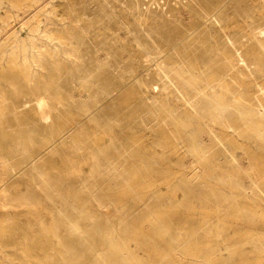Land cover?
<instances>
[{
	"label": "rangeland",
	"instance_id": "374dc122",
	"mask_svg": "<svg viewBox=\"0 0 264 264\" xmlns=\"http://www.w3.org/2000/svg\"><path fill=\"white\" fill-rule=\"evenodd\" d=\"M208 1V5L205 0L169 4L175 5L177 21L172 32L163 20L157 27L162 32L159 63L166 70L162 73L155 67H104L118 64L122 57L117 55L106 57L103 67H99L94 65L96 54H84L80 60L88 64L86 68L36 71L25 74V78L17 75L14 84H1L0 264H102L110 253L109 246L102 244L103 230L109 231L114 240L125 241V255L132 256L138 264H264L261 255L255 253L264 248L263 240H257L259 235L264 236V201L253 187L258 185L264 192V145L244 129L230 105L214 109L183 80L176 81L174 73L182 68L180 72L190 69L199 78L203 76L200 88L214 79L225 81L237 98L262 96L264 38L254 39L247 32L251 23L248 17L255 13L262 18V23L255 20L257 25L264 26V0ZM167 4L163 1L164 8ZM13 27L15 33L24 32L19 22H14ZM3 40L0 36V46ZM143 59L144 65L150 64L149 56ZM250 102L253 109L261 105L260 109H264V95L262 101ZM175 119L186 127V137L181 136L184 129H178ZM190 137H195L198 149L203 148L214 162L203 165L195 160ZM196 161L203 165L202 170ZM206 169L215 177L211 174L205 178ZM194 173L196 179L192 177ZM229 176L232 183L224 180ZM232 198L235 205L244 208L246 216L232 218L227 214L232 209ZM159 212L169 215L165 226L162 222L158 227L165 235L157 234L153 224L160 222L154 216ZM135 233H139V239L130 240ZM91 235L95 247L88 250ZM259 242L263 245L259 246ZM193 244L201 251L192 260L185 256L184 249ZM156 252L164 255L154 258ZM208 256L213 257L212 261ZM122 261L119 264H124Z\"/></svg>",
	"mask_w": 264,
	"mask_h": 264
},
{
	"label": "bare ground",
	"instance_id": "6f19581e",
	"mask_svg": "<svg viewBox=\"0 0 264 264\" xmlns=\"http://www.w3.org/2000/svg\"><path fill=\"white\" fill-rule=\"evenodd\" d=\"M49 0H0V36H2V39H4L3 43H1L0 46V87L1 84L5 81H9L10 84H14L15 78L17 75H25L30 74L32 72L36 71H46V70H67V69H82L86 68L88 64H84L81 62V58L84 54H96V60L94 64L95 66L103 67V61L106 57L111 55H117L122 57L121 60H119L115 64V62L110 63L104 67H121L123 69H152V67L158 68V70L161 71V73L165 70L163 65L159 63L160 61V54L162 53L160 48V39L162 36V32L159 30L158 25L159 21L163 20L169 25V30L173 31V25L177 21L174 13V7L177 4L176 2H179V0H166L168 1V4L166 7H163V1L165 0H54V2L49 3ZM52 1V0H51ZM175 2L173 5H169L171 2ZM205 3L208 5L209 1L205 0ZM228 3V2H227ZM227 4H225L226 6ZM206 6V5H205ZM224 7V6H223ZM130 8L132 9V13L130 12ZM221 10V9H220ZM222 11V10H221ZM220 11V12H221ZM3 12H5V15H3ZM226 12V11H225ZM219 13V12H218ZM216 14V13H215ZM214 14V15H215ZM217 15V14H216ZM259 13H255L254 15L249 16L248 18L251 20V23L248 24L249 36H252L254 39L257 38V36L264 38V26L260 27L257 25V21L262 23L261 16L258 17ZM261 15V14H260ZM256 16L258 17L256 19ZM91 17V18H90ZM94 17L93 20H91ZM213 17V16H212ZM211 17V18H212ZM257 20V21H255ZM212 21V20H211ZM210 21V22H211ZM14 22H19L24 25V29L21 33H15L13 24ZM207 22V21H206ZM205 24V23H204ZM207 25V24H206ZM153 27L154 30H153ZM23 28V27H22ZM204 28V27H203ZM202 29V28H201ZM146 30H148L146 32ZM150 30V31H149ZM153 30V31H152ZM199 30V29H198ZM197 30V31H198ZM196 31V32H197ZM195 32V31H194ZM199 32V31H198ZM245 33V32H244ZM243 33V34H244ZM153 34V35H152ZM147 38V36H149ZM248 37V36H247ZM250 38V37H248ZM251 40V39H250ZM115 45L118 47L115 49ZM259 47V46H258ZM242 48V47H241ZM253 48V47H252ZM174 49V48H173ZM244 49V48H243ZM261 51V50H260ZM259 51V52H260ZM262 52V51H261ZM169 53V52H168ZM254 53V52H253ZM131 55H134L136 58H131ZM147 55L150 58V64L144 65L143 62L145 61L143 57ZM166 55V54H165ZM225 55V54H224ZM164 57V56H163ZM138 58V59H137ZM257 58V57H256ZM163 59V58H162ZM164 60V59H163ZM224 60V59H223ZM192 61V60H191ZM232 61V59H231ZM259 63V62H258ZM170 64V63H169ZM198 64V63H197ZM264 64V63H262ZM175 65V64H174ZM243 65V64H242ZM173 67V66H171ZM192 68V66H190ZM199 67V66H198ZM167 68V67H166ZM179 69V68H178ZM182 68H180L181 71ZM196 69V68H195ZM198 69V68H197ZM170 70V68H169ZM184 70V69H183ZM190 70V69H189ZM183 71L176 73L174 71L175 76H177V80H183L182 83L186 84V87L192 88L191 91L196 90L197 96L200 98L205 99V102L211 103L210 105L213 106L216 110H221L226 105H230L233 110H235L238 113V118L245 126L244 129L248 130L249 134L252 136H257L258 139L262 142L261 144L264 145V109H260L262 107L261 103H258L261 105L259 109H253L254 105L253 100H263V95L260 97H257L250 100H246L245 98H237L236 93L231 90L230 84L227 85V83L222 81H215L216 79H213L212 81H208L207 84H205L202 88L199 86L203 84L200 78L193 72ZM231 70V69H230ZM238 70V69H237ZM149 71V70H148ZM166 71V70H165ZM235 71V70H234ZM262 73H264V66H261ZM68 72V71H67ZM145 72V71H144ZM159 72V71H158ZM170 72V71H168ZM160 73V72H159ZM160 73V74H161ZM172 73V71H171ZM169 73V74H171ZM232 73V72H231ZM234 73V72H233ZM168 74V73H167ZM166 74V75H167ZM165 75V74H164ZM165 75V76H166ZM172 76V75H171ZM174 76V77H175ZM161 77V76H160ZM218 77V76H216ZM21 78V77H20ZM25 78V76H24ZM28 78V77H27ZM164 78V77H163ZM52 79V78H51ZM211 79V78H210ZM219 79V78H218ZM19 80V79H17ZM167 80V78L165 79ZM172 80V79H171ZM209 80V79H208ZM222 80V77H221ZM23 81V80H22ZM170 81V80H169ZM175 81V82H176ZM232 81H235L232 79ZM8 83V82H7ZM16 83V82H15ZM168 83V81H167ZM174 83V81H173ZM242 83V82H241ZM245 83V82H244ZM171 84V83H170ZM182 85V84H181ZM241 85V84H240ZM8 86V84H7ZM173 85H171L172 87ZM180 86V84H179ZM235 86V85H234ZM238 86V85H237ZM15 87V86H14ZM185 87V88H186ZM239 87V86H238ZM184 88V89H185ZM1 89V88H0ZM188 89V90H189ZM194 89V90H193ZM13 90V88H12ZM176 90V89H175ZM183 90V89H182ZM187 90V89H186ZM20 91V90H19ZM44 91V90H43ZM181 91V90H180ZM163 92H165L163 90ZM190 92V91H189ZM260 92V91H259ZM177 93V92H176ZM192 93V92H191ZM13 94V93H12ZM186 94V93H185ZM181 95V94H180ZM178 94V96H180ZM241 96V95H240ZM253 96V95H252ZM196 97V96H195ZM198 97V98H199ZM219 97V98H218ZM6 98V97H5ZM25 98V97H24ZM181 98V97H180ZM197 98V97H196ZM199 98V99H200ZM247 98V97H246ZM129 99V98H128ZM5 99L3 98V101ZM12 100V98H11ZM184 100V98H183ZM190 101V100H189ZM160 102V101H159ZM228 102V103H227ZM250 102V104L248 103ZM40 103V102H39ZM157 103V102H156ZM204 103V102H203ZM252 103V104H251ZM2 104V102H1ZM10 104V103H9ZM158 104V103H157ZM186 104V103H185ZM264 104V103H263ZM253 105V106H252ZM5 106V105H4ZM2 106V107H4ZM164 106V105H162ZM193 108L194 106L191 105ZM207 106V105H206ZM160 107V106H159ZM200 107V106H199ZM202 107V106H201ZM264 107V106H263ZM1 108V107H0ZM7 108V107H6ZM100 108V107H99ZM98 108V109H99ZM209 108V106H208ZM227 108V107H226ZM4 109V108H3ZM84 109V108H83ZM167 109V108H166ZM196 109V107H195ZM230 109V107H228ZM8 110V109H7ZM225 110V109H224ZM4 111V110H3ZM166 111V110H165ZM164 111V113H165ZM169 111V110H168ZM191 111V110H190ZM202 111V110H201ZM208 111V110H207ZM8 113V112H6ZM168 113V112H167ZM170 113V114H169ZM169 117L171 115V111L169 112ZM10 114V113H9ZM42 114V113H41ZM1 115V114H0ZM3 115V114H2ZM1 115V116H2ZM5 115V114H4ZM161 115V114H160ZM0 116V117H1ZM167 116V115H166ZM188 117V115H186ZM165 117V116H163ZM235 117V116H234ZM166 119V118H165ZM172 119V118H171ZM199 119V118H198ZM169 120V119H168ZM176 120V119H175ZM238 120V119H236ZM3 121V120H2ZM167 121V120H166ZM170 121V120H169ZM200 121V120H199ZM173 122V121H172ZM1 123V122H0ZM178 129L181 127L183 128V123L180 121H177ZM200 123V122H199ZM234 123V122H233ZM2 124V123H1ZM3 125V124H2ZM203 125V124H202ZM236 125V123H235ZM240 125V124H237ZM175 125V128L177 127ZM191 126V125H190ZM189 126V127H190ZM228 126V125H227ZM242 127V124L240 125ZM77 127V126H76ZM188 127V129H189ZM236 127V126H235ZM234 127V128H235ZM238 127V128H241ZM174 128V129H175ZM180 128V129H181ZM237 128V127H236ZM74 129V128H73ZM72 129V130H73ZM172 129V128H171ZM184 129V128H183ZM182 130V129H181ZM239 130V129H237ZM236 130V131H237ZM243 130V129H242ZM240 129V132L242 131ZM243 130V132H245ZM96 131V130H95ZM177 129H175V132ZM183 132L181 133L184 135V131L187 132V129L185 127ZM178 132V131H177ZM210 132V131H209ZM242 132V133H243ZM24 133V132H23ZM174 133V132H173ZM172 133V134H173ZM180 134V132H178ZM177 134L174 133V137ZM187 135H190L187 134ZM220 135V134H219ZM1 136V135H0ZM66 136V135H65ZM102 136V135H101ZM172 136V137H173ZM180 135H178L179 137ZM185 136V135H184ZM212 136V135H211ZM34 137V136H33ZM186 137V136H185ZM214 137V135H213ZM220 137V136H219ZM4 138V137H2ZM68 138V137H66ZM184 138V137H183ZM198 139V137L196 136ZM206 138V136H205ZM74 139V138H73ZM80 139V138H79ZM180 139V137L178 138ZM191 139V151L196 156L195 160L198 159L200 163H204L203 165H206L207 163H211L214 160L208 159L209 157L205 155L204 149H198L197 141L195 137H190ZM207 139V138H206ZM214 139H216L214 137ZM229 139V137L227 138ZM20 140V139H19ZM40 140V139H39ZM176 140V139H175ZM217 140V139H216ZM225 140V139H224ZM235 140V139H234ZM75 141V140H74ZM113 141V140H112ZM174 141V140H173ZM180 141V140H179ZM189 141V140H188ZM206 141V140H205ZM221 141V139H220ZM232 141V140H231ZM63 142V141H62ZM183 142V141H182ZM217 142V141H216ZM226 145L229 143L228 141H225ZM228 142V143H227ZM252 142V141H251ZM99 143V142H98ZM179 144V142H176ZM181 143V141H180ZM204 143V141H203ZM202 143V144H203ZM212 143V142H211ZM220 143V142H219ZM223 143V141L221 142ZM220 143V144H221ZM3 144V143H2ZM177 144V145H178ZM185 144V143H184ZM231 144V143H229ZM237 144V143H236ZM235 144V145H236ZM183 145V143H182ZM181 145V146H182ZM189 145V144H188ZM217 145V144H216ZM215 145V146H216ZM233 145V144H232ZM234 145V146H235ZM24 146V145H23ZM185 146V145H183ZM221 146V145H220ZM224 146V143L222 147ZM231 146V145H230ZM188 147V146H187ZM232 147V146H231ZM190 148V145H189ZM80 149V148H79ZM91 149V148H90ZM210 149V148H209ZM219 149V147H218ZM224 149V148H223ZM241 150V148H240ZM188 151V150H187ZM223 151V150H222ZM262 151V150H261ZM191 152V153H192ZM214 152V151H213ZM212 152V153H213ZM224 152H226L224 150ZM210 153V152H209ZM211 153V154H212ZM219 153V152H218ZM244 153V152H243ZM214 154V153H213ZM52 155V154H51ZM210 155V154H209ZM192 156V155H190ZM216 156V155H214ZM194 157V156H193ZM216 158V157H215ZM232 158V157H231ZM246 158V157H245ZM37 159V158H36ZM192 159V157H191ZM251 159V158H250ZM40 160V159H39ZM193 160V159H192ZM212 160V161H210ZM216 160V159H215ZM219 159H217L218 162ZM233 160V158H232ZM252 160V159H251ZM189 161V160H188ZM194 161V160H193ZM196 161V162H198ZM220 161V160H219ZM216 162V161H215ZM232 162V161H231ZM195 163V162H194ZM199 164V168L202 170V164ZM206 163V164H205ZM45 165V164H44ZM66 165V164H65ZM202 165V166H200ZM214 165V164H213ZM212 165V166H213ZM142 166V165H141ZM195 166V164H194ZM193 166V167H194ZM211 167V165H208ZM207 166V169H210ZM217 166V165H214ZM213 166V167H214ZM192 167V168H193ZM212 167V168H213ZM4 168V167H3ZM204 168V167H203ZM206 168V167H205ZM196 169V168H195ZM206 169V170H207ZM214 169V168H213ZM216 169V168H215ZM215 169L213 172H215ZM194 170V169H193ZM197 170V169H196ZM199 170V169H198ZM200 170V172H201ZM204 170V169H203ZM192 171V170H191ZM207 170V175L204 174V177L211 175L212 172H209ZM212 171V169H211ZM217 171V170H216ZM4 172V171H3ZM171 172V171H170ZM169 172V174H170ZM196 172V171H195ZM203 172V171H202ZM221 172V170H220ZM49 173V172H48ZM199 173V171H198ZM205 173V172H204ZM140 174V173H139ZM173 174V173H172ZM171 174V175H172ZM228 174V173H227ZM232 174V173H231ZM134 175V173H133ZM174 175V174H173ZM177 175V174H176ZM195 173L192 175L193 178ZM213 175V174H212ZM230 175V174H229ZM234 175V174H233ZM33 176V175H32ZM47 176V175H46ZM50 176V175H49ZM167 176V175H166ZM175 176V175H174ZM172 176V178L174 177ZM197 176V175H195ZM202 176V175H201ZM214 176V175H213ZM191 177V178H192ZM198 177V176H197ZM205 177V178H206ZM211 177V176H210ZM215 177V176H214ZM225 177V175L223 176ZM46 178V177H45ZM202 178V177H201ZM218 178V177H217ZM132 179V178H131ZM170 179V178H169ZM196 179V178H195ZM204 179V178H202ZM209 179V178H208ZM11 180V179H10ZM29 180V179H28ZM135 180V178H134ZM134 180H132L134 182ZM226 180L228 183H232V178L229 176ZM30 181V180H29ZM137 181V180H136ZM222 181V180H221ZM213 182V181H212ZM218 182V181H217ZM225 182V181H224ZM189 183V182H188ZM33 184V183H32ZM133 184V183H132ZM137 185V184H135ZM134 185V186H135ZM219 185V184H218ZM133 186V187H134ZM152 186V184H151ZM155 186V185H154ZM127 187V186H126ZM150 187V186H149ZM148 187V188H149ZM255 187L256 194L261 199V201H264V192L261 189L260 186L256 185ZM136 188V187H134ZM138 188V186H137ZM141 188V187H140ZM152 188V187H150ZM145 189V188H144ZM147 189V188H146ZM253 189V188H252ZM126 190V189H125ZM138 190V189H137ZM154 190V189H153ZM175 190V189H174ZM235 190V189H234ZM251 189H249L250 191ZM130 191H132L130 189ZM142 191V190H141ZM148 191H151L148 189ZM233 191V190H232ZM253 191V190H252ZM3 192V191H2ZM128 192V191H127ZM138 192V191H137ZM246 192V191H245ZM251 192V191H250ZM130 193V192H129ZM134 193V192H133ZM139 193H141L139 191ZM214 193V192H213ZM248 193V192H246ZM252 193V192H251ZM250 193V194H251ZM44 194V193H43ZM126 194V193H125ZM124 194V195H125ZM138 194V193H136ZM142 194V193H141ZM218 194V193H217ZM255 194V195H256ZM1 195V194H0ZM123 195V194H122ZM130 195V194H128ZM149 195V194H148ZM213 195V194H212ZM2 196V195H1ZM22 198V197H21ZM58 198V197H57ZM95 198V197H94ZM200 198V197H199ZM223 198V197H222ZM250 198V197H248ZM247 198V199H248ZM161 199V198H160ZM225 200V199H224ZM257 200V199H256ZM226 201H224L225 203ZM234 200L232 198L230 206L227 214L237 218L239 215L243 217L244 208H242L240 205H235ZM256 203V202H255ZM43 204V203H42ZM216 204V203H215ZM228 206V205H227ZM256 206V205H255ZM187 207V206H186ZM192 207V206H191ZM261 206H259L260 209ZM85 208V207H84ZM198 208V207H196ZM251 208V207H249ZM248 208V209H249ZM255 208V207H254ZM252 209V208H251ZM169 210V209H168ZM172 210V209H171ZM170 210V211H171ZM187 210V209H186ZM191 210V209H190ZM222 210V209H221ZM175 211V209H174ZM173 211V213H174ZM188 211V210H187ZM218 211V210H217ZM149 212V211H148ZM165 212V210H164ZM168 212V211H166ZM165 212V213H166ZM177 212V211H176ZM190 212V211H188ZM194 213V210L192 211ZM190 212V213H192ZM196 212V211H195ZM250 212V211H249ZM248 212V213H249ZM165 213H153L156 217L155 219L160 220V222H153L155 227L160 226L162 223V226H165L163 224L166 223L167 216L169 215ZM218 212H216L217 214ZM148 214V213H147ZM151 214V213H150ZM171 214V213H170ZM176 214V213H175ZM205 214V213H204ZM210 214V213H209ZM212 214V213H211ZM219 214V213H218ZM226 214V215H227ZM188 215V214H187ZM196 215V214H195ZM246 216V214H244ZM263 215V214H262ZM175 216V215H174ZM189 216V215H188ZM191 216V215H190ZM225 216V215H224ZM147 217V216H146ZM151 217V215H150ZM175 216L174 218H176ZM187 217V216H186ZM219 217V216H218ZM221 217V216H220ZM219 217V218H220ZM226 218H230L225 216ZM224 217V218H225ZM154 218V217H153ZM217 218V216H216ZM234 218V219H235ZM249 218V216H248ZM149 219V215H148ZM190 219V218H188ZM244 219V218H243ZM246 219V218H245ZM86 220V219H85ZM171 220V219H170ZM170 220H167L170 221ZM205 220V219H204ZM238 220V219H236ZM241 220V218L239 219ZM249 221L247 223L250 222ZM147 221V220H146ZM150 221H152L150 219ZM232 221H234L232 219ZM245 221V220H244ZM72 222V221H71ZM87 222V221H86ZM237 222V221H236ZM144 223V222H143ZM146 223V222H145ZM160 223V224H159ZM149 224L146 223L145 225ZM152 222H150V226L153 225ZM144 225V224H143ZM144 225V226H145ZM153 225V227H154ZM1 226V225H0ZM51 226V225H49ZM152 227V228H153ZM154 227V228H155ZM161 227V226H160ZM2 228V227H1ZM55 228V227H54ZM95 227V232L97 231ZM149 228V227H148ZM151 228V229H152ZM90 229V228H89ZM108 229V228H107ZM160 229V228H159ZM157 230V234L164 232L161 230ZM53 230V229H52ZM143 231V227L141 229ZM150 230V229H149ZM167 230V229H166ZM170 230V228H169ZM220 230V229H219ZM56 231V230H55ZM137 231V230H136ZM147 231V230H146ZM153 231V229H152ZM156 231V229H155ZM211 231V230H210ZM5 232V231H4ZM93 232V231H92ZM216 232V231H215ZM248 232V231H247ZM3 233V232H2ZM145 233V232H143ZM181 233V232H180ZM179 233V234H180ZM183 233V232H182ZM218 233H220L218 231ZM253 232L249 233L252 234ZM257 233V232H256ZM260 233V232H259ZM1 234V233H0ZM71 234V233H70ZM139 233H135L131 237H129L130 240H135L137 238ZM141 234V231H140ZM148 234V233H146ZM209 234V233H207ZM125 235V234H124ZM123 235V236H124ZM127 235V234H126ZM161 235V234H160ZM165 235V234H164ZM187 235V234H186ZM213 235V234H212ZM217 236V233L214 234ZM223 235V233H222ZM254 235V234H252ZM257 235V234H256ZM259 235V234H258ZM159 236V235H158ZM163 237V235H161ZM211 236V235H210ZM250 236V235H249ZM49 237V236H48ZM220 237V236H218ZM248 239V236H246ZM245 237V238H246ZM252 237V236H251ZM249 237V238H251ZM254 237V236H253ZM257 237V236H256ZM255 237V238H256ZM84 238V237H83ZM128 239V237H126ZM166 238V236H165ZM223 238V237H222ZM258 241L264 242V236L259 235L257 237ZM55 239V238H54ZM139 239V238H137ZM155 239V238H154ZM164 239V238H163ZM181 239V238H180ZM215 239V238H212ZM219 239V238H218ZM224 239V238H223ZM222 239V240H223ZM254 239V238H253ZM101 240L102 244H106L109 246L110 253L106 255V257L102 260H100V263L102 261V264H119V260H124V264H138L134 262L132 259V256H126L125 255V241L119 242L114 240L113 237L110 236V232L103 230L101 233ZM120 240V239H119ZM149 240V239H148ZM183 240V239H182ZM256 240V239H255ZM218 242V240H215ZM214 241V242H215ZM221 241V239H220ZM257 241V243H258ZM128 242V241H127ZM126 242V243H127ZM156 242V241H155ZM154 242V243H155ZM164 241L161 243L163 244ZM249 242V241H248ZM252 242V241H251ZM256 242V241H255ZM95 241L94 238L91 235V238L89 240V247L88 250H91V248H94ZM158 243V242H157ZM172 243V242H171ZM254 243V242H253ZM262 243V242H261ZM51 244V243H50ZM59 244V243H58ZM57 244V245H58ZM130 244V243H128ZM177 244V243H176ZM175 244V245H176ZM206 244V243H204ZM209 244V243H207ZM256 244V243H254ZM260 244V242H259ZM86 245V244H85ZM127 245V244H126ZM181 245V244H180ZM186 245V244H185ZM188 245V244H187ZM202 245V244H201ZM228 245V244H227ZM257 245V244H256ZM263 245V243H262ZM261 244L259 246H262ZM103 246V245H102ZM211 246V245H210ZM215 246V245H214ZM86 247V246H85ZM105 247V246H104ZM130 247V246H129ZM128 247V248H129ZM203 247V246H202ZM212 247V246H211ZM248 247V246H247ZM155 248V247H154ZM153 248V249H154ZM158 248V247H157ZM176 248V247H175ZM197 245H191L187 247L186 249H182L185 256H190L191 258L196 257L197 253L201 250H199ZM207 247H203V249L206 250ZM215 248V247H214ZM218 248V246H217ZM240 248V247H239ZM245 248V247H244ZM258 249L256 254L259 253L261 255V259L264 261V248ZM87 249V248H86ZM150 249V248H149ZM208 249V248H207ZM256 249V248H255ZM102 250V249H101ZM156 250V249H155ZM154 250V251H155ZM181 250V251H182ZM213 250V249H211ZM235 250V249H234ZM237 250V249H236ZM107 251V252H109ZM147 251V250H146ZM175 251V250H174ZM180 251V252H181ZM183 251L181 253H183ZM210 250H208L209 252ZM215 251V250H214ZM220 251V250H219ZM232 251V250H231ZM151 252V251H150ZM149 252V254H150ZM153 252V251H152ZM20 253V252H19ZM27 253V252H26ZM131 253V252H130ZM162 252H160L161 254ZM167 253V252H166ZM180 253V254H181ZM216 252H214L215 254ZM236 253V252H235ZM238 253V250H237ZM240 253V252H239ZM127 254H129L127 252ZM159 253H153L154 258L160 259L161 255H158ZM173 254V253H172ZM171 254V255H172ZM232 254V253H231ZM254 254V253H253ZM26 255V254H25ZM28 255V254H27ZM147 255V254H146ZM164 255V254H163ZM170 255V253H169ZM200 255V253H199ZM210 255V254H209ZM220 255V254H219ZM237 255V254H236ZM99 256V255H98ZM137 256V255H136ZM149 256V255H148ZM173 256V255H172ZM181 256V255H180ZM211 256V255H210ZM208 256V259L210 258ZM231 256V255H230ZM138 257V256H137ZM151 257V258H153ZM166 256H164L165 259ZM176 257V256H175ZM213 257H215L213 255ZM210 258L211 259H213ZM234 258V256H232ZM255 257V256H254ZM101 258V257H100ZM150 258V257H148ZM163 258V257H162ZM161 258V261H163ZM171 258V257H170ZM174 258V257H173ZM179 258V257H178ZM192 258V260H193ZM221 258V257H220ZM219 258V259H220ZM243 258V256H242ZM248 258V257H247ZM43 259V258H42ZM141 259V258H140ZM183 259V258H182ZM215 259V258H214ZM219 259L217 262L220 263ZM239 259V258H238ZM260 259V260H261ZM44 260V259H43ZM48 260V259H47ZM126 260V262H125ZM167 260V257L165 261ZM169 260V259H168ZM175 260V259H173ZM178 260V259H177ZM188 260V259H185ZM190 260V259H189ZM188 260V261H189ZM196 260V259H194ZM209 260V261H210ZM223 260V259H222ZM51 261V260H50ZM164 261V262H165ZM207 261V262H209ZM212 261V260H211ZM243 261V260H242ZM259 261V260H258ZM36 262V261H35ZM63 262V261H62ZM151 262V261H150ZM154 262V261H152ZM158 262V260H157ZM168 262V261H167ZM171 262V261H169ZM173 262V261H172ZM177 262V261H176ZM185 262V261H184ZM216 262V263H217ZM232 262V261H231ZM248 262V261H247ZM244 264H248V263ZM257 262V261H256ZM178 263V262H177ZM181 261L179 262V264ZM183 263V262H182ZM215 263V261H214ZM223 263V261H222ZM226 263V262H225ZM224 263V264H225ZM241 263V262H239ZM250 263V261H249ZM69 264V263H68ZM150 264V263H149ZM159 264V263H158ZM163 264V263H162ZM194 264V263H193ZM242 264V263H241ZM252 264V263H251ZM256 264V263H255ZM261 264V263H259ZM263 264V262H262Z\"/></svg>",
	"mask_w": 264,
	"mask_h": 264
}]
</instances>
